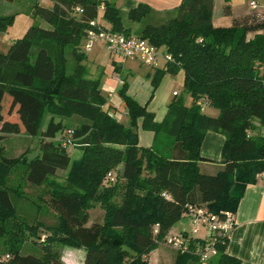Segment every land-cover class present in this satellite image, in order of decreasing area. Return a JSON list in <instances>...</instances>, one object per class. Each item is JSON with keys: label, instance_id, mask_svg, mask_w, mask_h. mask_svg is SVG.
Here are the masks:
<instances>
[{"label": "trees", "instance_id": "1", "mask_svg": "<svg viewBox=\"0 0 264 264\" xmlns=\"http://www.w3.org/2000/svg\"><path fill=\"white\" fill-rule=\"evenodd\" d=\"M51 1L46 6L37 0L33 8L35 20L48 26L32 23L6 53L0 52V243L5 242L8 254H0V264H65L56 245L84 248L85 264H150L147 256L185 218L189 205L206 204L215 214L237 212L247 184L264 172V134L250 133L264 127V32L251 39L247 27L214 25L215 0H182L174 17L147 24L139 33L171 52L175 61L155 70L146 104L129 93L122 77L117 92L128 110L126 124L111 112L102 75H92L84 41L98 29L92 21L114 33L133 34L152 7L139 3L123 9L112 0ZM13 19L0 15V31ZM181 69L192 104L183 96L174 99L159 122L148 103L163 77ZM7 96L20 122L5 119ZM202 97L219 110L218 116L202 112L197 102ZM74 116L82 122L67 127L65 118ZM141 120L142 128L155 134L151 147L139 145ZM22 127L41 136L40 153L5 156L3 140ZM68 129L82 149L74 161L63 141ZM208 131L226 136L223 165L215 172L201 164ZM17 169L22 179L10 185L8 177ZM59 170H68L64 181L56 177ZM111 171L117 174L113 184L106 180ZM24 178L47 189L58 224H31L19 214L13 196H25ZM120 179L125 181L121 193ZM97 206L101 216L89 224V211ZM26 237L39 242L44 255L23 253ZM229 237L217 236L211 264H242L227 252ZM174 264L203 262L198 254L177 251Z\"/></svg>", "mask_w": 264, "mask_h": 264}, {"label": "rangeland", "instance_id": "2", "mask_svg": "<svg viewBox=\"0 0 264 264\" xmlns=\"http://www.w3.org/2000/svg\"><path fill=\"white\" fill-rule=\"evenodd\" d=\"M37 0H0V15H13L14 19L12 23L8 26L7 30L0 31V52L6 53L9 50V47L15 39L21 37L24 34L25 28L29 26L30 21L33 22V16L30 13H33L34 3ZM121 0H112L118 6L122 5H132L130 0L125 3L120 2ZM133 3V2H132ZM148 15L141 22L134 25V32L139 34L142 32L143 28L147 24H155L156 20L155 15ZM35 20V18H33ZM154 20V21H153ZM36 23H41L42 25L48 26L44 21L36 20ZM162 23V22H159ZM159 23H156L159 24ZM87 43V40L84 41V48ZM88 55L87 64L90 67L91 73L94 71L97 76L102 75V81H115L116 74L120 73L124 78L128 80L131 84L132 92L138 93V99L142 102L148 101L153 93L152 80L147 77V73L152 72L153 68L141 62L140 60H131L124 58L121 55H113L107 49V47L101 42H94L90 50H85ZM70 62L73 60L69 56ZM155 69V68H154ZM171 74V73H170ZM93 75V73H92ZM175 75V74H172ZM96 76V77H97ZM103 86V83H102ZM177 90V91H174ZM175 92H180L179 96L175 95ZM184 97L186 104L188 101V96L184 90V84L181 83L180 74L176 76H170L168 73L163 77L159 87L155 91L154 98L151 103V107L156 109L158 112L163 110L166 107V103H171L174 99L178 97ZM7 98L4 100V117L10 121H19V116L17 114V109L10 111V101ZM9 101V102H8ZM8 105V106H7ZM219 115V114H218ZM67 127L75 128L77 124L82 122L81 118L78 116L67 117L65 118ZM251 134H264V127L258 126L255 131H250ZM58 139H55L56 142ZM169 140V139H168ZM40 142L41 136L36 135L32 136L25 131V128H21V133L8 134L3 140V145L5 146V156L7 157H18L23 154H26L29 158L33 157L40 153ZM171 143V141H168ZM161 148L166 152H169L170 147L167 144L161 143ZM68 152L72 161L80 157L82 149L76 144H71L67 146ZM123 167H120L117 170L120 174L122 173ZM68 170H59L56 177L60 181H64L67 176ZM9 184H17L22 179V173L19 169L10 173L8 177ZM24 182V192L25 196L23 198H18L13 196L15 205L19 210V214L26 218L31 224H36L37 222H43L47 225L58 224L59 219L55 210L50 206L49 200L50 196L47 192V189L44 186H37L31 184L26 178L23 179ZM120 193L124 190V179H120ZM98 207V206H97ZM96 207V208H97ZM102 210L99 207L91 219L92 222L99 219L101 216ZM90 222L89 224H91ZM185 227L191 231L190 223L184 224ZM183 225L176 223L175 230L182 228ZM181 230V229H180ZM43 232V230H42ZM27 240L23 244V253H33L39 256L44 255V251L41 248V244L36 242L30 237H26ZM64 245L54 246V250L57 251L60 255L61 260L65 263L64 260ZM5 242L0 243V254L2 258L7 257ZM78 257V256H77ZM75 257V259L77 258ZM77 262V263H76ZM79 260H76L75 263H78ZM66 264V263H65Z\"/></svg>", "mask_w": 264, "mask_h": 264}, {"label": "crops", "instance_id": "3", "mask_svg": "<svg viewBox=\"0 0 264 264\" xmlns=\"http://www.w3.org/2000/svg\"><path fill=\"white\" fill-rule=\"evenodd\" d=\"M41 4L46 6H52L51 0H39ZM122 1V2H121ZM120 2L123 3V0ZM125 3L128 0H124ZM256 1L257 6L252 7L251 3ZM133 2V3H132ZM141 3H147L152 7V11L149 15L155 17L156 23L166 22L170 18L177 14V7L182 3V0H130V4L137 5ZM35 4V3H34ZM124 4V3H123ZM132 5H120L121 8L127 9ZM101 12L103 10H100ZM33 16V13H30ZM151 16V17H152ZM213 23L216 26H243L248 29V37L253 38L257 33L264 32V0H215L214 12H213ZM34 18V17H33ZM30 21L27 29L34 24L36 20ZM101 20V19H100ZM153 20V21H154ZM103 21V20H101ZM159 23V24H162ZM157 24V25H159ZM21 35V37L24 36ZM20 37V38H21ZM10 48V47H9ZM161 69V68H160ZM153 68L152 72L147 73V77L152 80V76L155 73ZM175 75L168 73L170 76H176L180 74L181 83L184 84L185 71L179 70ZM93 76L96 77V73L92 71ZM123 77L120 73L116 74L115 81L103 80V92L108 97V105L111 107V112L114 116L120 120L129 123L130 118L127 108L123 105L121 97L118 95V88L121 86L119 80ZM128 81V80H127ZM131 84L129 83V93L133 95L137 100L138 93H133ZM177 91V90H174ZM178 92L177 96H179ZM188 96L187 105L192 104V97ZM153 100V99H152ZM152 100L148 103V109L153 111L155 119L159 122L163 121L169 104L166 103V107L160 112L151 107ZM146 104L148 101L142 102ZM202 112L209 115L218 116L219 110L212 107L208 103L203 107ZM139 133V145L145 147H151L155 142V134L153 131L145 130L142 128V120L140 121V127L138 128ZM58 139V137L56 138ZM226 141V136L222 133L215 131H208L201 147V154L203 160L201 164L210 172L222 166V151ZM69 154H71L69 152ZM82 156V153L80 157ZM79 157V158H80ZM78 159V158H77ZM123 167V166H120ZM97 208L91 209L90 222H92V215ZM102 210V209H101ZM236 226L230 234L229 244L227 252L231 255L238 257L242 264H264V178H259L256 183L247 184L244 194L240 200L238 210L236 212ZM183 225L181 230L185 229L186 221L179 222ZM175 227L171 232L177 233L181 231ZM206 234L205 231L201 232L203 237ZM64 260L66 264H76L75 261L79 260V264H85L86 250L84 248H74L65 246L63 248ZM177 251L171 248L166 243H160L159 246L149 253L147 259L150 264H174ZM78 256V257H77ZM75 257H77L75 259ZM203 264H211L210 259Z\"/></svg>", "mask_w": 264, "mask_h": 264}, {"label": "built area", "instance_id": "4", "mask_svg": "<svg viewBox=\"0 0 264 264\" xmlns=\"http://www.w3.org/2000/svg\"><path fill=\"white\" fill-rule=\"evenodd\" d=\"M251 5L256 7V1H253ZM104 7V3H102L100 9L104 10ZM92 24L98 26V29H92L87 33L85 50H90L94 42H101L111 54L121 55L131 60H140L155 69L168 68L170 61H175L171 52L166 51L164 47L152 44L147 38L139 34L114 33V31L100 27L97 21H92ZM119 82L122 85L124 81L121 78ZM177 94L178 92H175V95ZM197 102L202 106V109L208 103L204 97L199 98ZM73 133L72 129H68L65 132L67 139L63 141L66 146L75 144L72 138ZM257 178H264V172L258 174ZM106 180L111 184L116 183V172H109ZM184 217L186 223H190L191 231L185 228L177 233L170 232L164 243L178 252L198 254L202 262H207L212 256L217 254L215 247L217 236L219 234L230 236L237 224L236 212L227 210L223 211L222 214H215L208 209L206 204L189 205ZM202 231L206 232L203 237L200 235ZM45 237L46 235L43 234L42 240ZM197 238L204 242L198 241Z\"/></svg>", "mask_w": 264, "mask_h": 264}, {"label": "water", "instance_id": "5", "mask_svg": "<svg viewBox=\"0 0 264 264\" xmlns=\"http://www.w3.org/2000/svg\"><path fill=\"white\" fill-rule=\"evenodd\" d=\"M182 221H184V222H185V221H186V219L184 218Z\"/></svg>", "mask_w": 264, "mask_h": 264}]
</instances>
